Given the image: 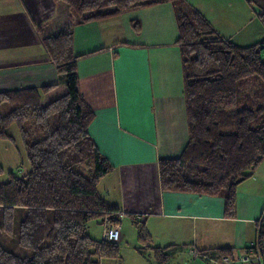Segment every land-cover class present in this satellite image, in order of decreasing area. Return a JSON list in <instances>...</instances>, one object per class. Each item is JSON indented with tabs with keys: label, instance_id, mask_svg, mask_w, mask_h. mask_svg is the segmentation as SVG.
Wrapping results in <instances>:
<instances>
[{
	"label": "trees",
	"instance_id": "trees-1",
	"mask_svg": "<svg viewBox=\"0 0 264 264\" xmlns=\"http://www.w3.org/2000/svg\"><path fill=\"white\" fill-rule=\"evenodd\" d=\"M54 1L65 4L80 22L172 3L188 136L177 157L158 161L160 186L172 192L223 194L224 214L232 216L237 183L264 157V94L257 106H240L238 96L239 81L250 76L261 81L264 93V39L238 45L217 34L186 0ZM257 17L264 27V7ZM72 39L70 30L41 38L55 65L54 83L0 90V103L14 105L0 113V138L11 139L8 128L16 124L29 163L24 175L10 173L0 183V230L11 233L13 209L22 208L17 243L30 251L17 255L0 242V264H99L101 258L119 254L116 241L94 239L86 231L93 218L118 223L120 209L97 189L111 164L88 132L94 111L79 90ZM130 219L138 250L151 248L155 263L164 264L168 247H152L144 222ZM260 237L264 243L262 227ZM212 254L231 252L219 248Z\"/></svg>",
	"mask_w": 264,
	"mask_h": 264
},
{
	"label": "crops",
	"instance_id": "crops-1",
	"mask_svg": "<svg viewBox=\"0 0 264 264\" xmlns=\"http://www.w3.org/2000/svg\"><path fill=\"white\" fill-rule=\"evenodd\" d=\"M188 1L217 34L243 45L220 27L232 21L220 0ZM230 1L244 6L248 0ZM7 6L1 5L5 10ZM17 6L21 15L22 4ZM233 19L245 21V13L239 9ZM1 23L7 24L5 17ZM16 23L10 22L14 38L9 41L10 29L4 25L0 30V90L54 83L55 65L42 40L41 51L24 56ZM61 26L59 31L72 32L79 90L94 111L89 135L111 164L98 181L101 196L118 206L131 224L130 215L143 221L152 247H168L164 264H217L212 252L219 248H229L238 257L254 239L260 218L264 231V157L237 183L232 216L224 214L223 194L172 192L160 186L158 161L177 157L188 136L172 3L83 22L68 17ZM116 242L119 250L129 249L131 264H156L151 248L140 252L138 241L128 248L120 235Z\"/></svg>",
	"mask_w": 264,
	"mask_h": 264
},
{
	"label": "rangeland",
	"instance_id": "rangeland-1",
	"mask_svg": "<svg viewBox=\"0 0 264 264\" xmlns=\"http://www.w3.org/2000/svg\"><path fill=\"white\" fill-rule=\"evenodd\" d=\"M220 1L223 8L227 10L228 15L232 16L231 24H220V27L223 28L222 30L226 31V33L232 32L235 35L234 39L240 41V43L242 42L243 45L258 43L264 39V27L257 17V13L264 7L262 4L263 0H248L244 6H239L236 2L230 0ZM4 3L8 4V9L6 10L1 7ZM18 3L22 4L21 15L18 10ZM239 9L245 13L246 21V24L241 28H239L238 24L244 23L245 21L241 19L238 22L233 19V13ZM37 11L43 18H40L36 14ZM0 14V30L5 25L1 23L4 17L7 21L5 25L7 30L10 29L9 34L11 35L8 36V41L11 40V36H14V32L11 31L14 25L12 24L10 26V22H17V31L15 30L16 38L18 39L20 37L19 39L22 41V52L24 56H28L35 51H41L43 48L41 45L42 36L59 31L63 27L61 26L63 23L64 25L67 24L68 17L70 19H79L65 4L54 0H0ZM54 24H57L55 28ZM250 34L253 36L248 38ZM238 84V96L241 98L240 106H257L263 102V85L256 76L242 79ZM254 103H257V105H254ZM13 106V104L7 102L0 103V113L7 112ZM8 134L11 136V139L0 138V183L8 181L10 173L21 176L29 169L28 159L16 124L9 126ZM23 212L24 210L19 207L13 209L11 233L8 234L0 230V242L6 249L17 255H28L30 253L29 250L20 247L17 243L18 225L23 216ZM118 224L119 235L123 237V241H128L130 244L128 248L131 247L132 242L137 243V230L129 222V219L122 216ZM103 228L104 226L100 218L90 219L86 224L87 233L94 239H101L103 237ZM127 251L129 249L120 248L117 257L101 258L99 264H131V259Z\"/></svg>",
	"mask_w": 264,
	"mask_h": 264
},
{
	"label": "built area",
	"instance_id": "built-area-1",
	"mask_svg": "<svg viewBox=\"0 0 264 264\" xmlns=\"http://www.w3.org/2000/svg\"><path fill=\"white\" fill-rule=\"evenodd\" d=\"M123 213L120 211L118 219L120 221ZM103 237L108 241H117L119 238V224L112 222L108 217L102 219ZM262 227L261 218L257 220L256 234L242 250L238 257L231 255L217 256V264H264L263 243L260 237V229Z\"/></svg>",
	"mask_w": 264,
	"mask_h": 264
}]
</instances>
